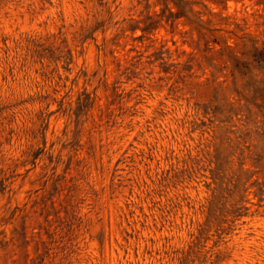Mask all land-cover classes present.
Returning a JSON list of instances; mask_svg holds the SVG:
<instances>
[{"label": "rangeland", "instance_id": "obj_1", "mask_svg": "<svg viewBox=\"0 0 264 264\" xmlns=\"http://www.w3.org/2000/svg\"><path fill=\"white\" fill-rule=\"evenodd\" d=\"M0 264H264V0H0Z\"/></svg>", "mask_w": 264, "mask_h": 264}]
</instances>
